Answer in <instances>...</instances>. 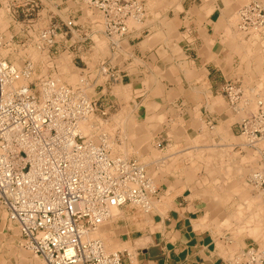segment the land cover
<instances>
[{"label":"crops","instance_id":"1","mask_svg":"<svg viewBox=\"0 0 264 264\" xmlns=\"http://www.w3.org/2000/svg\"><path fill=\"white\" fill-rule=\"evenodd\" d=\"M140 1L144 17L129 21L117 45L84 0L6 5L17 22L56 27L50 50L85 72L105 117L123 119L120 133L135 150L129 157L145 165L155 185L149 211L128 204L114 209L100 229L104 244L123 254L122 264H235L238 252L214 225L209 206L211 198L220 205L228 191L236 192L237 182L225 180L233 167L222 171L208 162L217 158L208 148L243 152L235 143L241 118L221 87L232 81L264 93V32L233 24L238 0ZM236 29L243 35L235 36ZM17 241L0 207V264H44Z\"/></svg>","mask_w":264,"mask_h":264},{"label":"built area","instance_id":"2","mask_svg":"<svg viewBox=\"0 0 264 264\" xmlns=\"http://www.w3.org/2000/svg\"><path fill=\"white\" fill-rule=\"evenodd\" d=\"M84 1L114 45L128 33L130 20L145 15L140 0ZM236 15L240 31L264 32L261 1L240 6ZM57 34L50 25L38 38L52 45ZM31 75L30 63L18 69L0 58V207L16 229L17 243L44 264H122L123 254L107 251L93 233L113 209L128 204L149 211L155 185L144 164L111 153L105 134L95 142L81 132L80 123L96 111L95 100L81 87ZM221 89L238 111L240 84L227 81ZM237 126L243 145L258 155L249 180L264 208V98ZM235 264H264V247L245 246Z\"/></svg>","mask_w":264,"mask_h":264},{"label":"rangeland","instance_id":"3","mask_svg":"<svg viewBox=\"0 0 264 264\" xmlns=\"http://www.w3.org/2000/svg\"><path fill=\"white\" fill-rule=\"evenodd\" d=\"M252 1H261L262 3H264V0H238L239 5L236 7V11L240 6H243ZM236 11L232 14L234 25L235 23H237ZM93 12L95 18H99L95 9L93 10ZM28 24L29 23L27 22H17V20L11 16L10 10H8V7L6 5V0H0V58L10 62L18 69H21L28 62L32 66V79H36L39 76H49L60 83L73 87H81L85 91L87 96L89 98H92L91 94L93 92V88H91L92 86L88 84L89 78L86 77L85 72L82 73V70L80 71L79 69L74 68L73 63L67 54L54 53L53 50H50L51 45H48L39 40L38 31L41 29V27H32L28 26ZM239 33L240 32L236 29L235 36L240 37L242 33H240V35ZM94 39L96 40V42L98 41V45L100 40H98L97 37H94ZM242 89L244 91V94L243 100H241L238 104L240 107V109L238 110V120L246 115L254 113L256 110V100L258 98H264V93L262 91H259L260 87L256 86L252 93H250V90H248V88H246L245 86H243ZM246 98L247 100H249L248 103H246L245 101ZM97 107L98 106H96V111L90 116L91 121L89 127L82 126L83 129L85 128L84 130L87 129L89 131H83V134L91 137L95 142L99 141L100 134H105L107 136L109 149L113 155L130 158L129 156H131V154L133 155L135 153V150L132 146L131 137L129 136L128 139H125L124 136L120 133L125 128V125L119 123L122 122L123 119L120 118L119 115H109V117H105L106 115L101 116L99 114V110L101 109H98ZM80 124L84 125L83 122H81ZM235 143L242 145V153L237 152L236 149L224 148L223 146H212L208 148V150L210 152H215L217 158L214 159L213 163V159L211 158L208 162L210 164H214L217 167L219 165L222 171L233 167L229 171V175L225 176V180L236 181L242 188L247 191V195L249 196L254 195L255 197V195H258L256 197V200L260 201V207L262 211H264L259 189L249 180L250 174L257 167L258 155L252 149L243 145L244 138L242 136L237 137L235 139ZM239 191L234 193H232V191H228L229 196L220 205L215 204L216 202L211 198L210 202H212L209 206L210 215L215 220L214 225L220 231L227 232V236H230L233 241L231 247L229 248H233L234 251L236 250L238 252V256L241 254L243 248L247 245L264 247V234H262L264 233V227H262L263 225H261L259 231L255 233L250 230L256 220L249 219L250 213L245 209L246 206L245 203H243L244 194L243 192ZM214 192H216V190H208L209 195L210 193L214 194ZM254 208L255 206L251 207V209ZM237 209L238 211H235ZM114 212L116 211L113 209L111 213L115 214ZM234 213L236 214L233 215ZM237 215L240 219H237ZM243 216L246 217L243 218ZM217 218L222 220H217ZM232 220H236L238 224L236 221L233 222ZM238 225L240 227L242 226L241 230ZM102 226L103 225H101L96 230L93 236L98 237L103 241V237L100 232ZM105 249L107 251H117L115 248H109L106 245Z\"/></svg>","mask_w":264,"mask_h":264},{"label":"bare ground","instance_id":"4","mask_svg":"<svg viewBox=\"0 0 264 264\" xmlns=\"http://www.w3.org/2000/svg\"><path fill=\"white\" fill-rule=\"evenodd\" d=\"M250 107V106H249ZM253 108V107H252ZM254 110V109H253ZM90 121H91V117L90 116H88V117H86L84 120H83V123H84V125H80V130H81V132L83 133V131H86V130H84L83 129V127L82 126H85V127H89V125H90ZM90 130V129H89ZM87 132H89L88 130H87ZM111 144V143H110ZM218 147V146H217ZM243 184V183H242ZM232 189H235L236 190V192L237 191H239V192H243V194H244V199H243V201L246 203V207H245V209L250 213V215H249V219H255L256 220V222L253 224V226L250 228V230H252V232H257V231H259V228H260V226L261 225H263L262 227H264V211H262V209H261V207H260V204H259V202L260 201H257L256 200V197L258 196V195H255V197H254V195L253 196H249V195H247V191H245V189L244 188H242L241 186H240V184L239 183H236L235 185H234V187H231ZM260 193V192H259ZM254 204H256V205H254ZM240 206H241V204H240ZM244 206V205H243ZM252 206H255V208L254 209H251V207ZM116 211V210H115ZM235 211H238V209L237 210H235ZM115 214H116V212H114ZM237 213V212H236ZM236 213H234L233 215H235ZM240 213V212H239ZM111 215H113V213L111 214ZM230 216V215H229ZM234 217V216H233ZM237 217H238V215H237ZM246 217V216H245ZM244 216H243V218H245ZM227 218V217H226ZM110 219V218H109ZM237 219H240L239 217L237 218ZM242 220V219H241ZM244 220V219H243ZM106 221H108V220H106ZM233 221V220H232ZM236 221V220H235ZM235 221H233V222H235ZM237 222V221H236ZM243 223H244V221H243ZM237 224H238V222H237ZM239 226V225H238ZM240 227V226H239ZM239 227H237V228H239ZM242 227V226H241ZM241 227H240V230H241ZM246 227V226H245ZM248 227V226H247ZM250 227V226H249ZM236 228V229H237ZM235 229V230H236ZM234 230V231H235ZM245 230H246V228H245ZM248 230H249V228H248ZM263 231H264V228H263ZM93 234H95V233H93ZM97 234V233H96ZM262 234H264V233H262ZM96 236V235H95ZM261 236V235H260ZM263 247V246H262Z\"/></svg>","mask_w":264,"mask_h":264},{"label":"water","instance_id":"5","mask_svg":"<svg viewBox=\"0 0 264 264\" xmlns=\"http://www.w3.org/2000/svg\"><path fill=\"white\" fill-rule=\"evenodd\" d=\"M152 250H154V249H152Z\"/></svg>","mask_w":264,"mask_h":264}]
</instances>
